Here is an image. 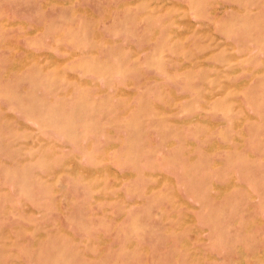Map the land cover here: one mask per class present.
Returning a JSON list of instances; mask_svg holds the SVG:
<instances>
[{
    "label": "crops",
    "instance_id": "1",
    "mask_svg": "<svg viewBox=\"0 0 264 264\" xmlns=\"http://www.w3.org/2000/svg\"><path fill=\"white\" fill-rule=\"evenodd\" d=\"M196 5L0 0V237L189 263L212 255L210 200L230 198L264 231V0ZM28 200L56 219L18 221Z\"/></svg>",
    "mask_w": 264,
    "mask_h": 264
},
{
    "label": "rangeland",
    "instance_id": "2",
    "mask_svg": "<svg viewBox=\"0 0 264 264\" xmlns=\"http://www.w3.org/2000/svg\"><path fill=\"white\" fill-rule=\"evenodd\" d=\"M194 1H196L197 3V5L194 7V10L198 12L197 15L199 17L203 15L209 16L211 18L212 14H217L216 8L201 7V5H206L208 1L215 0ZM224 1L226 4H232L237 0ZM258 12H255L253 14H260V12ZM246 14L248 15L250 14V12L247 11ZM235 15H238V13L232 11V9H224V19L226 22L231 21L233 16ZM199 17L194 16V18L200 19ZM18 170L21 171V177L25 178V170ZM36 185L39 186V184ZM209 189L211 191V187ZM8 201V199L3 200V205H8ZM35 202L33 201V207H35ZM37 202L38 204L36 207H39L41 201ZM249 204L250 201L233 198L220 201L210 200L209 224L211 231L209 232V251L212 255H205V257H202L204 255H202L199 250L193 248L192 250H190L191 252L188 253V257H186V259L193 260V262L178 264H264V231L260 230V224L258 223V220L256 222V217L247 214V208L248 206H250ZM30 206V200H28L27 205L25 202H23L22 204L18 202L14 204V207H16L18 211H21H19L20 213H18L15 218L18 221H23L24 224L27 225V227L31 224H34L36 226L35 229H38L39 231L41 230L39 226L48 223L50 218H52L53 220L56 219V215L50 216L48 214H45L41 216V214H25L23 208L28 209V207ZM240 208L242 209L240 210ZM244 208L246 209L245 211ZM239 211H242L241 215L238 213ZM259 211L260 209L258 208V212ZM2 218L4 217H1V219ZM249 227L252 228L249 230H245V228ZM51 229H53V227L49 230ZM1 235H3V232ZM19 235L20 236H18L17 242L14 240H10L9 237H0V264H35L28 262L26 263L27 258L29 260L32 256L33 258H37L39 262H42L44 260L46 262H36L37 264H89L88 262L83 261L82 263H74V257L79 254V251L83 253L88 251V249L87 247L78 249L74 248L73 246L69 247V240L62 235H59V240H65V243L67 244L65 248L57 247V245L37 248H33L32 245L25 246L23 243L26 239V232H24V228H22L21 234ZM28 236L32 237V233L28 232ZM53 241L54 244L57 243L56 239H54ZM239 258L242 262L234 263V260H237Z\"/></svg>",
    "mask_w": 264,
    "mask_h": 264
}]
</instances>
